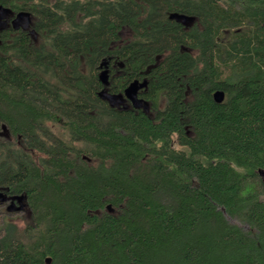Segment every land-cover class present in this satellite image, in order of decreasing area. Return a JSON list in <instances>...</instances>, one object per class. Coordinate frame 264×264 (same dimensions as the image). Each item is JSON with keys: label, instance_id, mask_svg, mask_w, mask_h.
I'll return each mask as SVG.
<instances>
[{"label": "trees", "instance_id": "16d2710c", "mask_svg": "<svg viewBox=\"0 0 264 264\" xmlns=\"http://www.w3.org/2000/svg\"><path fill=\"white\" fill-rule=\"evenodd\" d=\"M0 264H264V0H0Z\"/></svg>", "mask_w": 264, "mask_h": 264}, {"label": "rangeland", "instance_id": "374dc122", "mask_svg": "<svg viewBox=\"0 0 264 264\" xmlns=\"http://www.w3.org/2000/svg\"><path fill=\"white\" fill-rule=\"evenodd\" d=\"M129 32H128V30H122V32H121V38L122 39H126V38H128V36H129ZM227 219H228V221H230L231 223H233V224H236V225H238V226H240L241 228H243V229H246V226L244 225V224H242V223H240L239 221H237V220H235V219H232V218H229V217H227Z\"/></svg>", "mask_w": 264, "mask_h": 264}, {"label": "water", "instance_id": "95a60500", "mask_svg": "<svg viewBox=\"0 0 264 264\" xmlns=\"http://www.w3.org/2000/svg\"><path fill=\"white\" fill-rule=\"evenodd\" d=\"M212 97L216 103H221L224 99V93L223 91L217 90L213 93Z\"/></svg>", "mask_w": 264, "mask_h": 264}]
</instances>
